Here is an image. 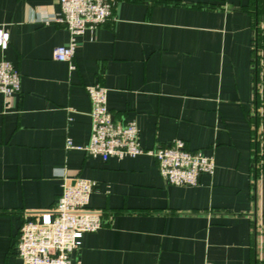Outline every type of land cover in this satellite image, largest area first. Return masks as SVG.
<instances>
[{
  "label": "crops",
  "instance_id": "0c3cea01",
  "mask_svg": "<svg viewBox=\"0 0 264 264\" xmlns=\"http://www.w3.org/2000/svg\"><path fill=\"white\" fill-rule=\"evenodd\" d=\"M108 1L71 69L53 58L68 31L43 21L59 0H0L3 55L22 76L20 94H0V264H22L19 229L55 207L64 178L89 181L103 217L72 264H264V0ZM97 83L143 149L180 140L214 174L172 186L151 155L87 156Z\"/></svg>",
  "mask_w": 264,
  "mask_h": 264
},
{
  "label": "built area",
  "instance_id": "2783aa9c",
  "mask_svg": "<svg viewBox=\"0 0 264 264\" xmlns=\"http://www.w3.org/2000/svg\"><path fill=\"white\" fill-rule=\"evenodd\" d=\"M59 5L60 14L43 18V21L55 22L68 31V44L55 48L53 58L68 62L73 69L76 37L107 24L112 19L114 4L108 0H59ZM9 42V33L1 28L0 94L5 98L20 94L22 80L19 68L4 58ZM87 94L91 107V136L84 147L78 148L87 156L108 162L111 158L151 155L164 182L172 186L195 187L203 174H214V157L189 150L180 140L165 148L143 149L135 121L117 123L113 120L105 86L99 83L88 86ZM67 148H74L70 139H67ZM62 189L51 211L40 214L39 220L24 219L16 243L22 264H72L71 257L81 247L83 236L102 228V213L90 208L93 185L89 181L64 178Z\"/></svg>",
  "mask_w": 264,
  "mask_h": 264
}]
</instances>
